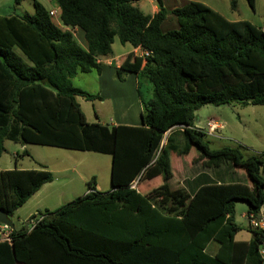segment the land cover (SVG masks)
<instances>
[{
  "label": "trees",
  "instance_id": "trees-1",
  "mask_svg": "<svg viewBox=\"0 0 264 264\" xmlns=\"http://www.w3.org/2000/svg\"><path fill=\"white\" fill-rule=\"evenodd\" d=\"M57 1L62 24L82 30L87 48L38 0L33 15L0 16V157L5 140L109 154L112 189L98 190L93 176L84 195L33 214L11 242L0 241V264H264V228L249 226L251 240L238 241L243 228L235 218L237 201L248 203L247 216L264 206V159L239 146L213 148L195 125L205 105H264V29L196 0L172 10L178 28L168 31L163 0L153 15L140 0ZM247 2L255 9L256 0ZM116 37L151 51L124 55L117 69L121 80L138 73L152 86L149 99L139 90L141 125L89 122L77 100L102 99L73 78L100 73L98 60L112 54ZM174 154L208 167L230 163L249 183L201 173L187 180L193 193L173 189ZM53 180L45 165L0 170V209L12 217ZM35 232L57 248L33 255L22 243Z\"/></svg>",
  "mask_w": 264,
  "mask_h": 264
},
{
  "label": "rangeland",
  "instance_id": "rangeland-1",
  "mask_svg": "<svg viewBox=\"0 0 264 264\" xmlns=\"http://www.w3.org/2000/svg\"><path fill=\"white\" fill-rule=\"evenodd\" d=\"M196 1L209 5L228 19L248 20L254 24H261L264 26V0H257L255 3V9L249 5L247 0ZM233 1L236 2L235 7L232 5ZM150 8L151 7H146L144 9L145 12L150 13ZM13 10H16L18 13H34L31 0H22L20 4L15 3L14 0H0V15H8L9 13H12ZM54 19L57 23H61L59 15L55 16ZM132 48L133 46L130 43H121L118 37L115 38V41L112 44V52L114 55L124 54L128 50H132ZM97 76L96 72L79 73L73 78V84L74 86L91 93L102 91L101 93L105 95L103 100L96 99L93 101H87L80 96L78 97V100L89 121H94L95 113H97L101 116L103 122H108L111 119H116L122 114L120 106L124 107L125 102H118L121 93L115 96L114 89L111 90L112 95L108 89L105 88L106 86L100 88ZM123 88L129 89L127 86H124ZM142 90L147 96L146 83ZM124 94L126 97L128 96L127 100L129 101L131 98V91ZM127 114L128 113L123 116H127ZM129 115L136 116L135 109L132 110ZM210 120L217 121L224 125V127L220 129L221 136L223 137H216L215 135L218 134L217 132L214 136L207 135L206 140L210 141V145L213 148H219L225 145L234 147L239 146L245 155H257L264 159V105L216 106L209 104L196 111L195 124L197 126L204 128L205 130L207 128L209 129L208 122H210ZM5 148V152L0 157V169H14L15 167L24 169L40 168V163H42L46 165L47 169H50L53 172L55 178L53 182L46 185V188L42 190L39 195L26 202L19 208V211L15 212L12 219L17 229L26 226L29 218L33 214H39L46 209L55 210L76 197L87 193L89 189L88 181L93 176L99 181V190L107 191L112 188V158L109 154L94 151L71 150L46 145H23L22 143H16L10 140H5ZM24 150H27L29 155L17 157V153H22ZM174 157L176 168L179 170L178 172H181L182 166L185 168L188 176L196 172L193 171V169H187L191 164L188 163L184 157L178 158L179 164L177 163L176 154H174ZM203 169L205 168H202V170ZM66 172L70 177L65 176ZM67 179H70L71 181H67ZM156 180L157 179H153V181ZM181 181H183L184 185V178L180 175L177 176L175 180H172L171 187H182L183 185ZM153 184H155V182ZM247 212L248 203L245 201H237L235 218L238 224L243 228L238 233V239H247L249 237L248 227L251 225L249 223ZM39 236L38 233H33L22 243V245H28L33 251V255H36L37 248L44 250L57 248L51 243V238ZM43 245H45L44 248ZM215 246L217 247L218 243L212 242L208 248V252L211 255H213L211 252L212 248Z\"/></svg>",
  "mask_w": 264,
  "mask_h": 264
},
{
  "label": "crops",
  "instance_id": "crops-1",
  "mask_svg": "<svg viewBox=\"0 0 264 264\" xmlns=\"http://www.w3.org/2000/svg\"><path fill=\"white\" fill-rule=\"evenodd\" d=\"M31 1L33 3V11L35 13V5H34L35 0H31ZM38 1L41 2L48 10H50V11L54 10L55 11V15L52 16V17H53V20H54V22L56 24H58L64 30H71L74 33V36L76 37V39L79 41V43L84 48L88 47L87 41L85 39L84 32L82 30H80L78 27H76V28L67 27V26H64L62 24V22L61 23H57L55 21V19H54L55 16L59 15L60 18H61V10H60V6H59L57 0H38ZM190 1H192V0H163L164 4L166 5L167 11L169 13L167 19L162 24L163 31H168V30H171V29L178 28V22H177V19L175 18V16L172 14V10L177 8V7L185 5L186 3L190 2ZM136 5L138 7H140L144 12H145L144 9L146 7H151L149 9L150 13H147V14H152L153 15L156 12H158V10H159V6H158L157 0H140V1H138L136 3ZM25 13H29V12H25ZM25 13H18L16 10H13V12L9 13L8 15H0V16H9V15H14V14L22 15V14H25ZM29 14L33 15L32 13H29ZM229 20L237 21L239 19H229ZM255 25L260 26V27H262L264 29V26L261 25V24H255ZM144 52L145 51H144V49L142 47H133L132 50H128L124 54L126 55V54L132 53L135 56H143ZM124 54L114 55V53L112 52V54H110L108 56L101 57L98 60V62L101 64L102 71L100 73L94 71L98 75L97 76V81L100 84L99 85L100 88L102 86H106L105 88H107L108 91L111 94H112L111 90L114 89L115 90L114 91L115 92V96H117L119 93H121V96H119L118 102H123V103L125 102V106L124 107L120 106V110H121L122 114L119 115V117H117L116 119H111L108 122H103L101 120V116L99 114H97V113H95L94 121H89V119H88V117L86 115L87 120L89 122H97V121H99V122L104 123V124H109L110 126L119 125V124L132 125V126L141 125V112L143 110V103H142L141 97L139 95V90L142 91V95H143V97L145 99H149L152 96V86H150L149 80L147 79L146 76H143V75L138 74V73H128V74L124 75V78L122 80L117 77V69L119 68V66L121 64V58L124 56ZM147 81H148V83H147ZM145 83H146V86H147V93H148L147 96L144 94V92L142 90V88H143ZM148 84H149V86H148ZM124 86L129 87V89H127V88L124 89L123 88ZM130 91H131V98L128 101L127 100L128 96L126 97L124 93L130 92ZM101 92L94 93V94H99L101 96L102 99H99V100H103V98H105V95L102 94ZM77 100H78V97H77ZM134 109H135V112H136V116L129 115L132 112V110H134ZM126 113H128L127 116H123ZM208 123H209V129L208 128L206 129L208 135H213L214 136L215 133L217 132L218 134L215 135L216 137H218V138L219 137H223V136H221L222 134H221V130H220V129H222L224 127L223 124L218 123L217 121H213V120H210V122H208ZM210 125H212L213 127L211 128ZM197 127H199V126H197ZM217 127H219V128H217ZM199 128H201V127H199ZM16 143H20V142H16ZM193 151H194V149H193ZM195 153L196 152L194 151V154ZM20 154L21 153L18 152L17 153V157H21ZM181 158H183V157H181ZM186 161H188V160H186ZM177 163L179 164V160H178ZM188 163H190V162L188 161ZM200 163L201 162H197V163H194V164L190 163L191 166L190 167L188 166L187 169H191V170L193 169V171H196L194 174H192L190 176L187 175V173L185 171V168H183V166H182L181 172H178L179 170H178V168H176L175 175L172 178H170V180H169L170 185L172 184V180H175V178L180 175L181 177L184 178V183H185L183 185V181H181V183L183 185L182 187L185 188L188 192L193 193L194 189L191 188L187 184V180H192V179H194L195 177H197L201 173H207L213 180L217 181L218 183H232V182L249 183L248 180H247L248 176H247L246 172L244 170H242V169H237V168L233 167L232 164H230V163H223L219 167L203 166ZM42 165H44V164L40 163V168H33V169H41ZM202 168H205V169L202 170ZM14 169L31 170L29 168L28 169H24V168H18V167H15ZM0 170L8 171V170H13V169H0ZM48 170H50V169H48ZM65 176L70 177V175L67 174V172H66ZM245 180H246V182H245ZM67 181H71V180L67 179ZM49 183L50 182L45 183L41 187V189L39 191H37L28 201L32 200L34 197L39 195L41 193V191L44 190L46 188V185L49 184ZM135 184H136V182H135ZM96 188L98 190L100 188L99 181H97ZM111 189H109V190H111ZM173 189H176V188H173ZM88 191H89V189H88ZM17 211H19V209L16 210V212ZM13 216L11 218H13ZM31 228H32V226L30 225V229ZM251 238H252V233L250 231H249V237L247 239H238V233L236 235V239L238 241H250ZM217 249H218V246L217 247L215 246L214 248H212V251H211L212 254H214ZM44 264H54V260L50 259V261H49L47 259V260L44 261Z\"/></svg>",
  "mask_w": 264,
  "mask_h": 264
},
{
  "label": "built area",
  "instance_id": "built-area-1",
  "mask_svg": "<svg viewBox=\"0 0 264 264\" xmlns=\"http://www.w3.org/2000/svg\"><path fill=\"white\" fill-rule=\"evenodd\" d=\"M50 15L54 16L55 11L51 10ZM151 53V51H145L144 55L148 56ZM212 128L213 126L210 125ZM249 223L252 227L254 228H264V206L261 208L260 214L255 215V214H250L248 216ZM13 239L12 237V229L9 228L6 225H0V241H8L11 242ZM262 254H264V249L261 250Z\"/></svg>",
  "mask_w": 264,
  "mask_h": 264
},
{
  "label": "water",
  "instance_id": "water-1",
  "mask_svg": "<svg viewBox=\"0 0 264 264\" xmlns=\"http://www.w3.org/2000/svg\"><path fill=\"white\" fill-rule=\"evenodd\" d=\"M0 225H6L12 230L16 229L15 223L12 220L11 216H9L5 211L0 209ZM26 228L29 227V224L25 226Z\"/></svg>",
  "mask_w": 264,
  "mask_h": 264
}]
</instances>
